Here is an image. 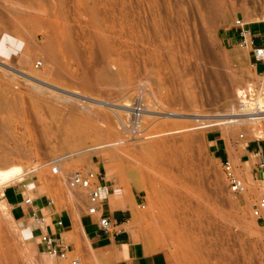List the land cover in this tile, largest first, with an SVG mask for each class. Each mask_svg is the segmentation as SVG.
I'll list each match as a JSON object with an SVG mask.
<instances>
[{"label":"rangeland","instance_id":"1","mask_svg":"<svg viewBox=\"0 0 264 264\" xmlns=\"http://www.w3.org/2000/svg\"><path fill=\"white\" fill-rule=\"evenodd\" d=\"M35 1L42 10L20 11L34 15L35 28L17 32L0 24V138L10 134L18 143L5 148L28 155L6 168L0 144V264L54 263L25 240L4 190L24 184L60 211L78 214L87 193L67 190L65 181L95 165L110 182L137 188L143 206L133 223L137 232L178 264H264V224L251 216L258 182L231 160L246 186L244 194H231L223 162L205 144L209 131H222L227 140H262L264 120L222 124L203 117L234 112L241 104L264 112L263 67L255 73L248 48L221 41L225 31L236 30L237 19L253 23L252 34L264 31V0H219L222 6L211 16L210 0ZM39 47L53 50L54 62ZM120 78L125 88L118 89ZM142 84L145 112L135 137L129 107ZM248 88L256 96L238 99ZM225 90L231 98L222 96ZM167 112L176 117L162 115ZM50 120L56 127H91L94 135L72 131L69 142L60 143ZM57 160L62 172L54 176L50 163Z\"/></svg>","mask_w":264,"mask_h":264},{"label":"crops","instance_id":"2","mask_svg":"<svg viewBox=\"0 0 264 264\" xmlns=\"http://www.w3.org/2000/svg\"><path fill=\"white\" fill-rule=\"evenodd\" d=\"M248 26L254 25L247 23ZM263 32V31H262ZM223 45L233 46L241 41L238 31H225ZM257 41V40H256ZM248 59L252 63L251 55ZM262 66L254 64V68ZM263 67V66H262ZM227 140L222 131H209L205 135L208 152L221 162L233 161L243 173L253 181L260 178V163L264 162V139ZM95 171L104 176L109 195L99 208L97 215H89L87 206L78 214L60 211L49 197L36 195L33 188L24 184L13 185L4 190L3 197L10 207L14 221L23 226L25 240L34 252L46 254L39 242L41 231L34 223L35 217H43L44 232L58 240L62 248L68 250V258L61 260L53 257V264H178L167 251L154 248L142 239L134 226V219L140 207V193L133 185H118L106 179L105 169L95 165ZM31 198V204L24 203ZM108 218L112 227L103 231L98 224L99 218ZM47 264H52L50 259Z\"/></svg>","mask_w":264,"mask_h":264},{"label":"built area","instance_id":"3","mask_svg":"<svg viewBox=\"0 0 264 264\" xmlns=\"http://www.w3.org/2000/svg\"><path fill=\"white\" fill-rule=\"evenodd\" d=\"M234 27L238 31L241 38L239 46L242 48H248L249 54L252 58L251 66L253 67L255 63H259L263 66L259 74H264V31L257 34H252L248 29V24L242 20H235ZM257 40V41H256ZM254 68V67H253ZM255 69V68H254ZM258 70L255 69V73ZM146 94L145 86L139 85L135 91L132 98L131 105L129 107V117H130V133L133 136H138L140 134V120L145 112L144 96ZM256 96V91L252 88H248L241 91L238 99L249 100ZM264 120V119H261ZM260 121V120H258ZM83 154V153H81ZM80 154L74 155L78 156ZM71 156V157H74ZM61 160L50 163V174L58 176L61 174L60 163ZM261 174L258 182V190L260 192L257 199L251 205V216L255 222L259 224H264V162L260 163ZM223 172L227 187L231 194L238 196L246 192V186L244 181L237 175L235 168L231 165L229 161L222 163ZM65 187L67 190L81 189L87 193V213L89 215H97L99 212L100 205L107 200L109 195L108 186L104 182V176L95 170L83 171L78 170L70 173L69 177L65 181ZM32 199L26 198L24 203L31 204ZM53 200H49V204H52ZM143 208V206H140ZM43 217H35L34 223L37 225L38 229L41 231L39 235V242L43 247V252L50 257H57L61 260L68 258V250L62 248L58 240L54 239L50 235H47L44 230ZM99 227L103 231H108L112 227V223L108 218L101 217L98 221ZM77 260L71 261V264H77Z\"/></svg>","mask_w":264,"mask_h":264},{"label":"bare ground","instance_id":"4","mask_svg":"<svg viewBox=\"0 0 264 264\" xmlns=\"http://www.w3.org/2000/svg\"><path fill=\"white\" fill-rule=\"evenodd\" d=\"M38 2V1H37ZM219 2H221V1H219V0H210V16L211 15H214L215 13H218V11H219V5H221L222 6V4H220ZM54 3V2H53ZM222 3V2H221ZM32 6H36V7H38V8H40L39 6L40 5H38L37 3H36V1L35 0H0V24H6L11 30H13V31H19V30H22V29H20L21 27H23L24 28V26H26V25H30V27L32 26V27H34L35 28V24H36V20L35 19H33V17H34V15L33 16H31V17H28V16H26V15H28L30 12H27V11H31V13L30 14H32L33 12H35V10L34 11H32L31 9H29V10H23V9H27V8H32ZM43 8V7H42ZM42 8H40V10H42ZM88 8V7H87ZM45 9V8H44ZM88 9H90V8H88ZM21 10H23V12H25V13H28V14H26L25 15V13L24 14H22L23 12L21 11ZM55 10H56V8H55ZM203 11V13H207V12H209L208 11V9H205V8H203L202 9ZM22 13H21V12ZM45 11H46V9H45ZM89 10H87V12H88ZM91 11H92V8H91ZM94 11V10H93ZM93 11H92V14H93ZM90 12V11H89ZM40 14V13H39ZM46 14V13H45ZM48 14V13H47ZM95 14V13H94ZM51 15V14H50ZM90 16H91V14H90ZM58 17V16H57ZM92 18V17H91ZM95 19V18H94ZM95 20H97V19H95ZM43 21H45V20H43ZM56 21V20H55ZM42 23V22H41ZM45 23V22H44ZM47 23V22H46ZM51 23H53L52 21H51ZM95 23V22H94ZM96 23H98V22H96ZM95 23V24H96ZM57 24V23H56ZM38 25H40V26H42L41 24H39L38 23ZM44 25H46V24H44ZM97 25V24H96ZM37 27V26H36ZM46 27V26H45ZM51 27L54 29V32H57V33H59L60 31H59V27H57L55 24H53V25H51ZM39 28V27H38ZM41 28V27H40ZM48 28H50V27H48ZM62 28H64V27H62ZM51 29V28H50ZM25 31H26V28L24 29ZM27 30H29V28L27 29ZM33 30V29H32ZM31 29L29 30V31H32ZM62 30V29H61ZM65 30V29H64ZM17 31V32H18ZM63 31V30H62ZM22 32H24V31H22ZM33 32V31H32ZM67 32V31H66ZM20 33V32H19ZM25 33V32H24ZM28 33H30V32H28ZM57 33H56V35H57ZM63 33H64V31L62 32V33H60L61 34V38L63 37L64 38V36H62L63 35ZM22 34V33H21ZM27 35V34H26ZM59 36V35H58ZM58 38V37H57ZM60 38V37H59ZM54 39H56V37L54 38ZM65 40V39H64ZM57 41V40H56ZM63 41V40H62ZM46 42V41H45ZM45 42L43 43V44H45ZM48 42V41H47ZM52 42H53V40H52ZM55 42V41H54ZM58 43H59V41H57ZM118 42V41H117ZM60 43H62L63 44V42H61V40H60ZM59 43V44H60ZM49 44V43H48ZM58 44V45H59ZM107 44V43H106ZM52 45H54V44H52ZM52 45H50V46H52ZM56 45V44H55ZM54 45V46H55ZM61 45V44H60ZM35 46V45H34ZM43 46V45H42ZM53 46V47H54ZM57 46V45H56ZM53 47H51V49L53 48ZM70 46H68V48H69ZM39 48H41V47H39ZM46 48V47H45ZM68 48H67V50H68ZM50 49V48H49ZM57 49H59V47L57 46ZM109 49V48H108ZM41 50L43 51L42 52V54H43V56H44V58H46V59H50L51 60V62H54L53 60H52V58H53V55H51V52L53 51H50V54H49V51H48V49H42L41 48ZM72 50V49H71ZM59 51V50H58ZM65 51V50H64ZM121 51V50H120ZM60 53H61V49H60ZM58 54V55H61V54ZM58 57H60V56H58ZM64 58V57H63ZM122 58V57H121ZM54 59H57V58H54ZM59 59V58H58ZM63 60V59H62ZM59 61V63H60V60H58ZM50 62V61H49ZM66 62V61H65ZM122 63V62H121ZM54 65V64H53ZM56 65V64H55ZM54 65V66H55ZM57 66V65H56ZM125 67V66H124ZM126 69V68H125ZM56 75V74H55ZM126 76V75H125ZM48 77V76H47ZM122 77H124L123 75H122ZM127 77V76H126ZM121 79V78H120ZM125 80H126V78H124ZM123 79H121L120 81H122ZM42 82V81H41ZM127 82L126 81H122V82H119L118 83V87L119 86H121V87H126V84ZM85 86V85H84ZM91 86V85H90ZM108 88V87H107ZM118 89H120V87L118 88ZM123 88H121V90H122ZM225 89V88H224ZM229 90H230V88H228ZM218 92V91H217ZM238 92V91H237ZM212 93V92H211ZM221 93V92H220ZM231 94H233V93H231ZM238 94V93H237ZM219 95V94H218ZM222 96L224 97V98H226V97H229V94H228V92L225 90L223 93H222ZM211 97V96H210ZM215 98V97H214ZM222 98V97H221ZM229 98H231V97H229ZM217 99H219L218 97H217ZM228 99V98H227ZM221 100V99H220ZM230 100V99H229ZM212 101V100H211ZM215 101V100H214ZM218 101V100H217ZM216 101V103H218ZM214 103V102H213ZM77 104V103H76ZM232 106V105H231ZM150 111V110H149ZM176 114V113H175ZM163 116H170V118H171V116H173L174 114H173V112H167V113H164V114H162ZM178 115V114H177ZM180 115V114H179ZM178 115V116H179ZM51 116V115H50ZM175 116V115H174ZM182 116V115H181ZM176 117V116H175ZM180 117V116H179ZM178 117V118H179ZM184 117H186V115L184 116ZM189 117V116H188ZM192 117V116H191ZM195 117V116H194ZM203 117H206V118H212V119H214V121H217V122H222V124L223 123H225V124H228V123H231V122H235V123H242V122H246V121H250V120H253V119H264V112H258V111H249V109L247 110V107H246V105L245 104H241V105H239L238 106V108H237V110L236 111H234V112H231V111H227L226 113H223V114H216V115H211V116H203ZM177 118V119H178ZM181 118V117H180ZM199 118V117H198ZM197 118V119H198ZM197 119H194V120H197ZM211 119V120H212ZM62 120V119H61ZM181 120V119H180ZM194 120H192V121H194ZM199 120H201L202 121V119H198V121ZM71 121V120H70ZM48 124H50L49 125V128L51 129V131H53L54 133H55V135L59 138V142L60 143H66V142H69L67 139L68 138H70L71 136H73L74 135V133L72 132V131H81L80 132V134L83 136H85V137H87L88 138V136H92V135H94V129H92L91 127L90 128H88V129H86V128H83L82 127V125H74V126H72L70 129L66 126V125H64L63 127H56L55 125V123H54V121L53 120H50L49 122H48ZM61 124V123H60ZM78 127V128H77ZM81 128V129H80ZM49 129V130H50ZM80 129V130H79ZM69 130H71V131H69ZM81 136V137H82ZM85 137L84 138H82V141L85 139ZM57 138V139H58ZM89 139V138H88ZM74 140V139H73ZM9 141H14V142H17L18 143V141L16 140V139H14V137H12L10 134H3L2 135V137L0 138V144L2 145V147L4 148L3 150V156H4V159H3V166L4 167H6L7 168V165L8 164H11L12 162H14V160L15 159H24L25 157L27 158V156L28 155H26V153H22V152H19L18 151V153L17 152H14V151H12L11 149H9V148H5V144L6 143H8ZM80 141V140H79ZM72 142V141H71ZM12 143V142H11ZM20 144V143H19ZM10 145V144H9ZM16 146H17V144H16ZM17 148V147H16ZM18 149V148H17ZM147 149V148H146ZM3 179V178H2ZM77 198V197H76Z\"/></svg>","mask_w":264,"mask_h":264}]
</instances>
